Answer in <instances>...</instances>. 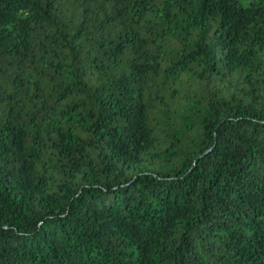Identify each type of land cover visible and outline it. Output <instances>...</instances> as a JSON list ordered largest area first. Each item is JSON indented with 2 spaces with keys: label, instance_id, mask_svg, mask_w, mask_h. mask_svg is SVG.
I'll return each mask as SVG.
<instances>
[{
  "label": "trees",
  "instance_id": "obj_1",
  "mask_svg": "<svg viewBox=\"0 0 264 264\" xmlns=\"http://www.w3.org/2000/svg\"><path fill=\"white\" fill-rule=\"evenodd\" d=\"M0 264H264V0H0Z\"/></svg>",
  "mask_w": 264,
  "mask_h": 264
}]
</instances>
